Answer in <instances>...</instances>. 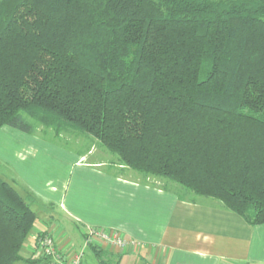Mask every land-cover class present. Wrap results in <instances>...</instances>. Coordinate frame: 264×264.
Returning a JSON list of instances; mask_svg holds the SVG:
<instances>
[{
  "label": "trees",
  "instance_id": "16d2710c",
  "mask_svg": "<svg viewBox=\"0 0 264 264\" xmlns=\"http://www.w3.org/2000/svg\"><path fill=\"white\" fill-rule=\"evenodd\" d=\"M30 119L264 224V0H0V129ZM36 221L0 177V264Z\"/></svg>",
  "mask_w": 264,
  "mask_h": 264
},
{
  "label": "crops",
  "instance_id": "0c3cea01",
  "mask_svg": "<svg viewBox=\"0 0 264 264\" xmlns=\"http://www.w3.org/2000/svg\"><path fill=\"white\" fill-rule=\"evenodd\" d=\"M67 155L70 176L24 175L25 191L38 198L46 217L39 219L36 213L24 248V257L36 261L15 264H63L60 260L72 252L81 255L80 264H102L95 252L97 261L85 254L91 248L87 243L91 229L118 234L127 241L124 247L94 242L108 264H264V224H249L221 202L180 197L150 179L139 178L141 173L118 161L112 170L108 160L85 163L84 154L71 159ZM56 213L80 224L82 243L75 229L69 232L70 220L62 224ZM51 219L53 223H48ZM43 233L54 237L63 259L42 257L37 241Z\"/></svg>",
  "mask_w": 264,
  "mask_h": 264
},
{
  "label": "rangeland",
  "instance_id": "374dc122",
  "mask_svg": "<svg viewBox=\"0 0 264 264\" xmlns=\"http://www.w3.org/2000/svg\"><path fill=\"white\" fill-rule=\"evenodd\" d=\"M36 126V130L32 133H26L11 126H3L0 129V176L16 187L19 192L27 198L33 210L38 213V217L45 220V214L41 212L42 208L38 202V198L28 193L24 189L25 176H70L72 173L71 163H68V155L70 159L72 155H85L83 159L85 163L90 161L103 160L109 161L108 168L116 169L113 165L114 161H118V156L109 151L101 142L94 139L91 135L83 134L72 129H63L57 131L54 128L44 127L34 120L30 119ZM38 143H35V142ZM32 142L33 150H29L28 144ZM27 149V150H26ZM25 153V157H24ZM88 160V161H86ZM136 172V171H134ZM139 178L150 179L149 181L158 187H167L173 190L180 197L194 199L205 202H220L212 197H202L187 191L177 182L167 178H159L147 176L141 173ZM39 205V206H38ZM42 206V205H41ZM56 206V205H55ZM61 218L62 224L69 221V232L75 229L78 232L80 241L84 240L80 231L81 226L78 222L71 221L62 213L55 215ZM56 219V218H53ZM53 219L49 222L53 223ZM76 224H78L76 226ZM76 246L78 251L81 249L79 243ZM87 259H96L94 251L89 247L85 249ZM97 261V260H95ZM98 264V261L97 263Z\"/></svg>",
  "mask_w": 264,
  "mask_h": 264
},
{
  "label": "built area",
  "instance_id": "2783aa9c",
  "mask_svg": "<svg viewBox=\"0 0 264 264\" xmlns=\"http://www.w3.org/2000/svg\"><path fill=\"white\" fill-rule=\"evenodd\" d=\"M104 240L107 243L118 245L120 247H124L127 244V241L123 239L118 234H109L107 232H104L102 230L97 229H91L88 238L87 243H96L97 241ZM94 243V244H95ZM39 250L41 251L42 255L44 256H56L59 259H63V257L59 254L58 247L56 245V241L54 237L51 234H47L41 238L40 243L38 244ZM63 264H80L81 263V255L77 254L75 252L70 253L66 259L60 260Z\"/></svg>",
  "mask_w": 264,
  "mask_h": 264
}]
</instances>
